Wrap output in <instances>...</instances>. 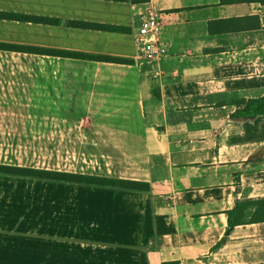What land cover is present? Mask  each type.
I'll use <instances>...</instances> for the list:
<instances>
[{"label":"crops","instance_id":"crops-1","mask_svg":"<svg viewBox=\"0 0 264 264\" xmlns=\"http://www.w3.org/2000/svg\"><path fill=\"white\" fill-rule=\"evenodd\" d=\"M147 1L165 47L158 61L137 58L132 42ZM247 17L236 30L215 24ZM3 43L31 48L4 54L46 66L32 88L45 87L52 119L94 133L96 174L149 184L79 186L97 195L80 203L90 226L76 238L79 258L99 246L103 264H264V114L229 117L236 101L264 96L263 2L0 0ZM239 200L260 203L228 228ZM154 215L173 231L155 234Z\"/></svg>","mask_w":264,"mask_h":264},{"label":"rangeland","instance_id":"rangeland-1","mask_svg":"<svg viewBox=\"0 0 264 264\" xmlns=\"http://www.w3.org/2000/svg\"><path fill=\"white\" fill-rule=\"evenodd\" d=\"M41 71L45 65L0 51V163L102 175L95 173L103 162L92 151L94 133L85 124H58L45 87L32 88ZM79 186L0 175V264H103L99 246L77 256L76 238L90 226L80 221V203L97 196L82 195Z\"/></svg>","mask_w":264,"mask_h":264},{"label":"trees","instance_id":"trees-1","mask_svg":"<svg viewBox=\"0 0 264 264\" xmlns=\"http://www.w3.org/2000/svg\"><path fill=\"white\" fill-rule=\"evenodd\" d=\"M264 3V0H260ZM247 18H229L228 20H218L215 24H222L224 27L221 29H239L237 25L242 20H247ZM225 23H231L232 25H224ZM211 31V27H208ZM0 47L6 48L8 50H19V51H30V47H25L13 43L0 44ZM68 53V52H66ZM70 54V53H69ZM236 108L229 114L232 118L250 117L260 114H264V96L249 98L246 100L240 99L235 103ZM0 175L2 176H12L21 177L28 179L45 180L55 183H68L76 185H84L96 188H113L124 191H134V192H147L149 190L148 182L140 180H132L126 178H118L105 175H92V174H82L75 172H67L54 169L36 168L28 166H18L10 164L0 163ZM260 203V201L254 200H239L234 203V205L225 211L227 227H231L235 224L241 223L244 220L245 209L249 206ZM259 218V217H257ZM261 219H264L261 218ZM155 234L171 233L173 227L171 224H165L164 217L159 215L153 216ZM220 245L217 242L211 247L210 250L215 249Z\"/></svg>","mask_w":264,"mask_h":264},{"label":"built area","instance_id":"built-area-1","mask_svg":"<svg viewBox=\"0 0 264 264\" xmlns=\"http://www.w3.org/2000/svg\"><path fill=\"white\" fill-rule=\"evenodd\" d=\"M138 25L132 32L136 57L145 61H158L165 54V47L158 42V12L150 2L136 7Z\"/></svg>","mask_w":264,"mask_h":264}]
</instances>
